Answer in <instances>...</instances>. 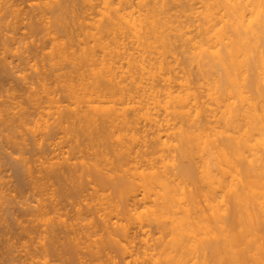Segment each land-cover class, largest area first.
I'll use <instances>...</instances> for the list:
<instances>
[{
	"label": "bare ground",
	"instance_id": "obj_1",
	"mask_svg": "<svg viewBox=\"0 0 264 264\" xmlns=\"http://www.w3.org/2000/svg\"><path fill=\"white\" fill-rule=\"evenodd\" d=\"M3 1L0 48L37 47L0 110L36 147L13 171L38 189L24 264H227L229 231L232 264H264V0Z\"/></svg>",
	"mask_w": 264,
	"mask_h": 264
},
{
	"label": "rangeland",
	"instance_id": "obj_2",
	"mask_svg": "<svg viewBox=\"0 0 264 264\" xmlns=\"http://www.w3.org/2000/svg\"><path fill=\"white\" fill-rule=\"evenodd\" d=\"M2 1H3V0H0V4H1V6H2V4H3V3H1ZM4 1L6 2V1H8V0H4ZM4 1H3V2H4ZM11 1H12V2H10V0H9L8 2L14 4L15 2L18 1L16 4H17V6L20 5V7H19L20 10L22 9V11H23L24 8H25L26 11H29V10L31 11L30 7L32 6V3H31L30 0H20V1H19V0H17V1L14 0L15 2H14L13 0H11ZM23 1H24V2H23ZM59 1H60V0H59ZM62 1H63V0H62ZM62 1H60V2H62ZM29 2H30V4H29ZM19 3H20V4H19ZM14 5H15V4H14ZM30 5H31V6H30ZM15 8H16V7H15ZM31 8H32V7H31ZM16 9H18V7H17ZM25 10H24V11H25ZM22 11H21V12H22ZM24 11H23L22 13H24V14H25V13H26V14H30V12H26V11L24 12ZM10 19H11V18H10ZM21 25H22V24H21ZM25 25H27V21H25V24H23V26H25ZM21 27H22V26H21ZM26 27H27V28H26ZM26 27H22V28H21V29H23L22 32H24V33L26 32V33H27V31H28V30H27V29H28V25H27ZM3 28H4V27H2V29H3ZM10 28H11V29H10ZM0 30H1V29H0ZM26 30H27V31H26ZM2 31H3V32H2ZM15 32H16V31H15ZM19 32H20V31H19ZM22 32H21V33H22ZM12 33H14V32L12 31V27H7V28L5 27L4 30H1V35L4 34V35H6V36L11 37V36H14V34H12ZM22 34H23V33H22ZM1 35H0V40H1V43H2ZM15 36H16V34H15ZM17 37H18V36H17ZM42 42H43V43H42L43 46H44L45 43H46V45H45L44 48H46V47L49 45V44H48L47 42H45L44 40H42ZM1 43H0V44H1ZM38 44H39V46L42 45V44H41V41H40V43L38 42ZM38 44H37V45H38ZM47 44H48V45H47ZM30 45H31V44H30ZM33 45H34V44L31 45V50H30V53L32 52L31 55H30V53L28 52V51H29V48L27 49V50H28V51H27L28 54H26L27 52L24 53V51L26 50V47L23 46V47H24V50H23V48H21L22 45H21V47L18 46V45H17V47H15V45H11V46H10L11 49H10V50L8 49L9 51H7V52H6V50H4L3 48H0V49H1L0 52L3 50L5 53H8V55H7V54H4V52H1V53H0V61H1V60L3 61V64H0V70L2 69V70L0 71V79L3 77V78L0 80V82L2 81V83H0V84H1V85H0V92H1V93H0V110L2 111L1 117H2V118L4 117V119H6V117L10 118V116H12V115H13L12 117H14V115H15V112H14V111H15V110H13V109H15L16 106L18 105V104H17V101H18V103L21 104V100H22V99H24V101L26 100V98H24V97H27V96H25V95H27V94H26V93H27V91H26V90H27L26 87H27L28 84H25V83H27V82L29 83V81H27V80H28V79H32V78H34V74H32L33 76H32V78H31V76H30L31 74H30V73H32V71L29 70V69H28V70H24V69H26V64L28 63V61H27V63H26V61L24 62V57H21V51L23 50V51H22V52H23L22 55L25 56V57H26V56H29V55H30V56H33L34 53L36 54V51H37V47L34 46V47L36 48V49H35V48L33 47ZM13 46L15 47V50H14V47H13ZM39 46H38V48L42 49V48L39 47ZM43 46H42V47H43ZM49 46H50V45H49ZM49 46H48V47H49ZM0 47H4V46L1 44ZM12 47H13V48H12ZM18 47H20V48L22 49V50H21V49L19 48V51L21 50L20 52L18 51ZM28 47H29V45H28ZM16 48H17V51H16ZM32 48H34V49H32ZM40 49H38V50L40 51ZM13 50H14V52H13ZM32 50H34V52H33ZM46 50H47V49H46ZM11 51H12V54H11ZM42 51H43V50H42ZM9 52H10V53H9ZM44 52H45V51H44ZM39 53H40V52H39ZM32 54H33V55H32ZM30 56H29V58H30ZM6 58H7V59H6ZM29 58H27V59H29ZM31 58H32V57H31ZM3 59H4L5 61H4ZM21 59H22V60H21ZM27 59L25 58V60H27ZM2 61H1V63H2ZM29 61H30V63L32 62V60H30V59H29ZM4 62H5V64H4ZM6 62H7V63H6ZM6 64H8V65L6 66ZM31 64H32V63H31ZM33 64H34V63H33ZM1 65H2V67H1ZM4 66H5V68H4ZM6 67H7V68H6ZM10 67H11V68H10ZM12 68H13V69H12ZM5 69H8V70H5ZM11 69H12V70H11ZM4 70H5V71H4ZM7 71H8V72H7ZM4 72H7L8 75H7V74L5 75ZM14 72H15V73H14ZM10 73H12V76H13V77L10 75ZM1 74H2V75H1ZM3 74H4V75H3ZM9 75H10V76H9ZM25 75L27 76L28 79L25 80V83H24V80H23L21 77H23V76L25 77ZM6 76H7V77H6ZM28 76H30V77H28ZM5 77H6V78H5ZM19 77H20V78H19ZM20 80H21V81H20ZM22 80H23V81H22ZM26 81H27V82H26ZM24 84H25L26 86H25ZM2 86H3V87H2ZM3 88H4V89H3ZM24 89H25V90H24ZM2 90H3V91H2ZM22 90H23L24 92H23ZM2 92H3V93H2ZM22 92H23L24 94H23ZM15 99H16V100H15ZM9 100H10V103H9ZM12 101H13V102H12ZM22 101H23V100H22ZM11 102H12L13 104L16 103L17 105H15V106H11V104H12ZM25 102H27V101H25ZM25 102H23L21 105H22V106L25 105ZM6 103H7V106H8V105L11 106L10 109H12V108H13V109H12V110H9V108L6 106ZM8 103H9V104H8ZM13 104H12V105H13ZM20 104H19V105H20ZM26 106H28L27 103H26ZM17 107H18V106H17ZM5 108H6V111H5V112L10 111V112H8V116H5L7 113L5 114V113L3 112V111L5 110ZM7 108H8V111H7ZM3 109H4V110H3ZM18 110H19V109H18ZM1 111H0V113H1ZM12 112H14V113H12ZM3 113H4L5 115H4ZM9 113H10V115H9ZM11 114H12V115H11ZM15 116H16V115H15ZM1 117H0V118H1ZM8 118H7V119H8ZM15 118H17V117H15ZM9 120H10V119H9ZM11 120H12V118H11ZM14 120H15V119H14ZM15 125H16V124H15ZM2 130H4V129H3V128H0V131L3 132V134H4V133H5V134H4V135H3V134H0V144H1V145H0V193H1V194H0V200H1V201H0V205H1V206H0V207H1V208H0V212L2 213V214H0V216L2 217V219H1V217H0V220H1V221H0L1 223H0V224L2 225L3 223H5L4 221H6V225L3 224L2 226H0V236L2 235V232H3V235H4V233H5L4 237H5V236H6V237L9 236V239H7V240L9 241V243H8V241H5V240H4V237H3V236L0 237V244H5V247H4V245H1V246H0V248L3 246V248H2L1 251H0V255L2 256V257L0 256V257H1L0 259H2V260H0V261L3 262V259H4L3 256L5 255V254H3V253H4V250L7 251L8 249H10V247L12 246V244H11V246H10L9 244L12 243V241H14V239L17 237L16 234H17V232H18L17 235H18L19 237L16 238V239H18V240H15V241H14L15 243L18 244V246H17V244H16V245L14 244V247H13V249H16V248H17V249H16V252H11V250H9V251H10V254H12V255L8 254V252H5L6 254H8L5 258H6V259L8 258V260H9V258L11 259V256H12V257L15 256V258H14V257H13V258L16 259V255H17V257L19 256L18 259H16V260L11 259V260H10V261L12 262V264H13V263L17 264V262H18L19 259H20L19 262L21 263L22 261H24L23 263H21V264H24L25 262L27 263L28 260L31 258L32 254H34V252L32 251V250L34 249V247L32 248L31 246H35V245H37V244H38V245H42V242H40V241H44V240L42 239V237H41L40 235H39L40 237L38 236L40 239L35 238V237H37L38 234L36 233L37 231H34V230H36V229L32 227V226H36V225H34V224H32V223L38 224V223H36V222H33V221H35V218H36V217L34 218L33 216H35V215L37 214V211H36V213H35L34 210H37L38 207H39V204H38L39 202H38V198H37L38 195L36 194V193H38V189L35 190L36 187L34 188V187H33L34 185L32 186L31 183L29 182V181H30L29 179H31V178H28V179H26L28 183L26 184V187H25V188H27V189L22 188V189H24V191H23V190H21V188H19V190H20V191H19V190H18V187H21V185H22L23 183L20 182L21 185H20V184H17L18 181H19V180H18L19 178L16 177L17 175L14 176V174L16 173V172H15V171H16V168H14V166H15V167H16V166H20V165H18V164L21 163V157L19 158V155L22 156V154L19 153L20 151L23 153V155H24V154H25L26 156L28 155L27 157H29V155H31L29 158H30L31 160H33V157L35 156V155L33 156V153H34V149H35L36 147H35V148H32V147H34L33 143L31 144V145H33V146L31 147V145H30L31 142H30V141H32V140H29V139H31V137H30V138L27 137V138H28L27 140H29V141L26 140L27 142H22V141H23V139H22V135H21L22 132L20 133L19 131L16 130V131H14L16 134H15V135L12 134V136H10V135H11V134H10L11 132L9 133L6 129H5V131H2ZM1 132H0V133H1ZM14 132H13V133H14ZM18 133H19L20 135L18 136V140H17V135H18ZM7 134H8L9 136H8ZM1 135H2V136H1ZM6 135L8 136V140H9L11 137H13V139H15L16 142H15V141L13 142V141H12L13 139L11 138V139H10V140H11L10 143L13 142V144L11 143V145H12V146H15V147L18 146V147H16V148H15V147H12V146L10 145V143H9V144H6V143L9 142V141L7 140V136H6ZM5 136H6V138H5ZM9 137H10V138H9ZM14 137H15V138H14ZM20 137H21V138H20ZM19 139H20V140H19ZM19 141H20V142H19ZM17 142H18V144L20 143V145H17ZM21 142L25 145V147L22 145ZM14 143H15V144H14ZM28 143H29V144H28ZM2 144H3V145H2ZM9 145H10V146H9ZM21 145H22V146H21ZM28 146H29V147H28ZM3 147H5V148H3ZM21 147H22V148L24 147L25 149L23 148V149H24V150H23ZM30 147H31L32 150H33V152H32V150H31V152H32V153L30 152L31 154L28 152V151H30V150H28V149H31ZM13 148H15L16 150L13 149ZM17 148H18V150H17ZM20 149H22L23 151L20 150ZM27 150H28V151H27ZM14 151H15L16 153H15ZM24 151H27V153H29V154H26V152H24ZM35 151H36V150H35ZM8 154H10L12 157H11L10 155H8ZM35 154H36V152H35ZM7 157H8V158H7ZM9 157L12 158V159H10L11 162H9V161H10V160H9ZM18 158H19L20 160H19ZM35 159H36V158H34V161H35ZM8 160H9V161H8ZM12 160H13V161H12ZM31 160H30V162H31ZM8 162H9V164H11V163L13 162V163H12L13 166H12V165H8V164H7ZM19 162H20V163H19ZM32 162H33V161H32ZM34 163H36V162H34ZM3 164H4V165H3ZM14 164H15V165H14ZM16 164H17V165H16ZM21 164H22V163H21ZM31 165L33 166V163H32ZM35 165H36V164H35ZM12 168H14V169L12 170ZM14 170H15V171H14ZM13 171H14L15 173H14ZM13 173H14V174H13ZM37 175H38V173H36V177H37ZM34 177H35V175H34ZM15 178H18V179L16 180ZM253 178H255V177H253ZM256 178H257V177H256ZM263 178H264V177H261V178L259 177L258 179H263ZM16 181H17V182H16ZM25 183H26V182H25ZM15 184H16V186H14ZM28 184H29L31 187H30ZM18 185H19V186H18ZM27 185H28V186H27ZM56 185H57V184H56ZM13 186L16 187V188L14 189ZM22 186H24V184H23ZM57 187H59V186H57ZM30 188H31V189L33 188V189H34V190L32 189L33 192L31 191ZM13 189H14V190H13ZM26 190H27V191H26ZM1 191H2V192H1ZM22 191L25 192V193H22ZM29 191H30V193H29ZM3 192H4V193H3ZM20 192H21V193H20ZM26 192H27V193H26ZM34 192H36V193H35L36 195L34 194ZM32 193H33L35 196H34ZM2 194H3L4 196H3ZM1 195H2V197H3L2 199H1ZM5 195H6L7 197H6ZM4 197H6V199H8V200L6 201ZM57 197H58V196H57ZM59 197H60V196H59ZM59 197H58V198H59ZM36 198H37V201H35ZM58 198H57V199H58ZM45 199H47V198H45ZM60 199H61V198H59V200H60ZM2 200L6 201V202H4V201H2ZM9 200H10V201H9ZM8 201H9V202H8ZM7 202L9 203V205L6 204ZM37 202H38V203H37ZM59 202H63L62 204H65L64 201H61V200H60ZM2 203H3V204H2ZM47 203H48V200L46 201V204H47ZM4 204H5L4 207L7 206L6 208H8V209H4V207L2 206V205H4ZM59 204H60V203H59ZM62 204H61V205H62ZM230 204H231V203H230ZM35 205H36V206L38 205V206H37V209H35ZM47 205H48V204H47ZM49 205H50V203H49ZM61 205H60L59 207H61ZM28 206H29V208H28ZM30 206H34V209H33V207H30ZM66 206H67V203H66V205H65V208L68 209V207H66ZM231 206H232V204H231ZM231 206H229V207H230L229 210L232 209ZM62 207H64V205H63ZM62 207H61V208H62ZM65 208H64V209H65ZM1 209H2V211H1ZM3 209H4V210H3ZM6 210H7V211L9 210V211L7 212ZM10 210H11V211H10ZM25 210H26V211H25ZM27 210H28V211H27ZM68 210H69V209H68ZM24 211H25V214L23 215ZM29 211H30V213L33 212L34 215H33L32 213L30 214ZM3 212L5 213V215H3ZM22 212H23V213H22ZM66 212H67V211H66ZM69 212H70V211H69ZM230 212H231V211H230ZM9 213H10V215H9ZM12 213H13V214H12ZM21 213H22V214H21ZM6 214H8V215H6ZM229 214H230V213H229ZM2 215H3V216H2ZM13 215H14V217H13ZM25 215H26V216H25ZM32 215H33V216H32ZM230 215H231V214H230ZM5 216H6V217L8 216V219H7ZM22 216H23L24 218H23ZM29 216H30V217H29ZM4 217H5V219H4ZM15 217L17 218V221L19 220V222H21V225L23 226V228H24V227H25V228H26V227L28 228L29 225H25V224H28V223H29V220H31V225H32V226H31V227L29 226V228H30L31 231H33V233L35 232V234H36V235L34 234L35 237L32 236L33 233H31L30 230H28V231L30 232V233H29L30 235H29L28 237L25 236V234L27 233V231H24L25 234H24L23 231H21V232L23 233V235H22L21 232H20V228L22 229V226L19 227V226H20V223H19V222L17 223V221H14V220H16ZM25 217H27V219L33 217V221H32V219H29V220H26V221H25V219H26ZM18 218H19V219H18ZM20 218H21V219H20ZM22 218H23V219H22ZM229 218H230V217H229ZM2 220H4L3 223H2ZM12 220H13L14 222H16L18 225H17L16 223L14 224V222H13ZM22 221H23V223H22ZM27 221H28V222H27ZM23 224H24L25 226H24ZM4 225H5L6 227H4ZM37 226L39 227V225H37ZM2 227H3V228H2ZM8 227H11V228H10L11 230H10ZM13 227H14V228H13ZM17 227H19V228H17ZM40 227H41V226H40ZM4 228H5V229H4ZM6 228H8V230H7ZM25 228H24V229H25ZM31 228H32V229H31ZM24 229H23V230H24ZM6 230H7L8 232H10V233H11V232L14 233V232L16 231V232H15V235H14L13 233H11V237H10V233H8ZM12 230H13V231H12ZM5 231H6L7 233H6ZM19 232H20V233H19ZM230 233H231V232L229 231V233H228V249H227V264H232V260H231V246H230V244H231V242H230ZM6 234H8V235H6ZM31 234H32V235H31ZM21 235L23 236V238H22ZM27 235H28V234H27ZM15 236H16V237H15ZM31 236H32V238H31ZM12 237H13L14 239H13ZM29 237H30V238H29ZM7 238H8V237H7ZM27 238L29 239V241H30V240H34V241H33V242H31V241L29 242V241H27V240H28ZM1 239H2V240H1ZM5 239H6V238H5ZM19 239H20L21 241L23 240V242L26 243V246H25V243H19ZM24 239H26V240H24ZM36 239H37V240H40L39 243H35V242H37ZM41 239H42V240H41ZM10 240H11V241H10ZM1 241H2V242H1ZM3 241H4V242H7V245H6V243H4ZM21 241H20V242H21ZM26 241H27L28 243H27ZM14 242H13V243H14ZM29 243H31V244L34 243V244H33V245H31V244L29 245ZM40 243H41V244H40ZM20 245H22V246H20ZM28 245H29L31 248H30ZM16 246H17V247H16ZM23 246H24V247H23ZM27 246H28V247H27ZM7 247H8V249H7ZM26 247H27L28 249H27ZM39 247H41V251H43V250H42V246H38L37 248L35 247V248L37 249V250H36V249H35V250H36V252L39 253L37 257L40 258L42 254H41V251L38 250ZM243 247H245V246H243ZM11 248H12V247H11ZM25 248H26L27 250H25ZM29 248H30V250H29ZM3 249H4V250H3ZM39 249H40V248H39ZM35 250H34V251H35ZM26 251H27V253H26ZM2 252H3V253H2ZM30 252H32V253H31V255H29L30 257L28 258V255H26V254H30ZM247 252H248V251L245 250V253H244L245 255H243V252H242V255H243V256H242V260L244 261L243 264H251V263H252V262H251V259H250V257H249L251 253H250V252L247 253ZM1 253H2L3 255H2ZM14 253H15V254H14ZM249 253H250V254H249ZM39 255H40V256H39ZM9 256H10V257H9ZM35 256H36V254H35ZM20 257H22V258H20ZM243 257H244V258H243ZM52 258H53V257H52ZM21 259H22V260H21ZM26 259H27V260H26ZM53 259L56 260V258H53ZM8 260H6V262H7ZM249 260H250V262H249ZM10 261H8L7 264H9ZM14 261H17V262H14ZM29 261H30V260H29ZM243 261H242V262H243ZM2 262H0V264H2ZM4 262H5V259H4ZM11 262H10V264H11ZM19 262H18V264H20ZM51 262L54 263L53 260H52ZM248 262H249V263H248ZM28 263H29V262H28ZM53 263H52V264H53ZM3 264H6V263H3ZM54 264H55V263H54Z\"/></svg>",
	"mask_w": 264,
	"mask_h": 264
}]
</instances>
